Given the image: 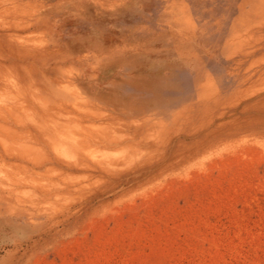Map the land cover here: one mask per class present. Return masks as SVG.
<instances>
[{
	"label": "rangeland",
	"instance_id": "374dc122",
	"mask_svg": "<svg viewBox=\"0 0 264 264\" xmlns=\"http://www.w3.org/2000/svg\"><path fill=\"white\" fill-rule=\"evenodd\" d=\"M0 264H264V0H0Z\"/></svg>",
	"mask_w": 264,
	"mask_h": 264
},
{
	"label": "bare ground",
	"instance_id": "6f19581e",
	"mask_svg": "<svg viewBox=\"0 0 264 264\" xmlns=\"http://www.w3.org/2000/svg\"><path fill=\"white\" fill-rule=\"evenodd\" d=\"M10 146V145H9ZM4 147V146H3ZM11 147V146H10Z\"/></svg>",
	"mask_w": 264,
	"mask_h": 264
}]
</instances>
